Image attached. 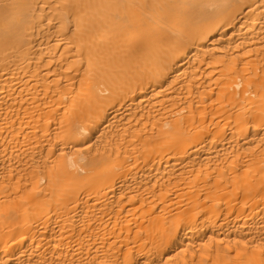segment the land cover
I'll return each mask as SVG.
<instances>
[{
    "label": "bare ground",
    "instance_id": "6f19581e",
    "mask_svg": "<svg viewBox=\"0 0 264 264\" xmlns=\"http://www.w3.org/2000/svg\"><path fill=\"white\" fill-rule=\"evenodd\" d=\"M0 264H264V0H0Z\"/></svg>",
    "mask_w": 264,
    "mask_h": 264
}]
</instances>
